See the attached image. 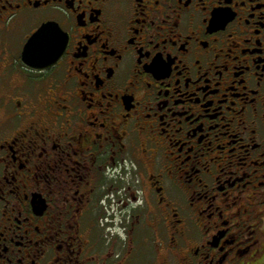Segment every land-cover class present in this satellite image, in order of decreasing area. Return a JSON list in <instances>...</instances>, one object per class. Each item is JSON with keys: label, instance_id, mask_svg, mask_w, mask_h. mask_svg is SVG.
<instances>
[{"label": "flooded vegetation", "instance_id": "obj_1", "mask_svg": "<svg viewBox=\"0 0 264 264\" xmlns=\"http://www.w3.org/2000/svg\"><path fill=\"white\" fill-rule=\"evenodd\" d=\"M0 264H264V0H0Z\"/></svg>", "mask_w": 264, "mask_h": 264}, {"label": "water", "instance_id": "obj_2", "mask_svg": "<svg viewBox=\"0 0 264 264\" xmlns=\"http://www.w3.org/2000/svg\"><path fill=\"white\" fill-rule=\"evenodd\" d=\"M42 33H44V29L41 30V31H39L37 34H35V35L31 38V40H30V42H29V47L32 46V45H34L35 43L38 42V40H39V38H40V36H41ZM37 37H39V38H37Z\"/></svg>", "mask_w": 264, "mask_h": 264}, {"label": "snow or ice", "instance_id": "obj_3", "mask_svg": "<svg viewBox=\"0 0 264 264\" xmlns=\"http://www.w3.org/2000/svg\"><path fill=\"white\" fill-rule=\"evenodd\" d=\"M37 38H39V37H37Z\"/></svg>", "mask_w": 264, "mask_h": 264}]
</instances>
